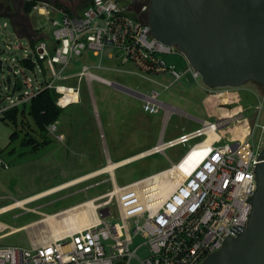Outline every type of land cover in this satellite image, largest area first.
Instances as JSON below:
<instances>
[{
  "label": "built area",
  "instance_id": "1",
  "mask_svg": "<svg viewBox=\"0 0 264 264\" xmlns=\"http://www.w3.org/2000/svg\"><path fill=\"white\" fill-rule=\"evenodd\" d=\"M148 7L147 0L139 2L132 10L120 0H92L79 12L48 1L36 5L38 13L49 18L53 38L46 39L39 31L28 36L32 50L25 48L23 55L16 57L20 69L14 72L38 68L48 76L43 81L36 78V82L27 76L24 80L27 89L15 97L8 96L10 103L0 108V113L29 100L44 88H54L58 93L57 105L65 108L81 100L83 78L89 85L94 79L111 85L112 80L93 73V66L88 63L77 72L63 73L74 55L92 49L98 56L106 46H111L113 51L109 58L132 62L139 75L162 87V90L152 89L147 93L135 89L141 95L145 112L164 110L158 142L140 151L139 158L165 153L180 144L186 145L187 150L178 160L170 159L168 167L129 183L118 184L111 176L112 188L90 198L94 201L90 224L31 247L0 245V264H130L132 258L138 257V246L132 247L135 235L143 237L142 244L148 247L149 255L141 260L143 264H200L210 252L222 246L228 234L236 236L230 230L234 224L246 226L252 208L247 199L256 190L255 169L264 148V122L259 120L264 90L257 94L251 87L247 89L258 95L259 102L254 105L250 129L243 137L223 142L227 130L246 119L244 113H231L215 120L199 118L198 127L165 140L166 124L171 114L180 110L160 100L159 96L184 75L188 74L209 91L225 87L235 90L244 85L209 87L187 58L184 70L168 61L164 54L183 53L176 45L166 44L151 33L150 25L143 18ZM157 74L171 75L173 80L152 77ZM73 76L78 77L75 85L61 81ZM17 89L15 82L13 92ZM57 129L58 119L48 125V131L64 140L65 135L57 134ZM0 167H9L1 155ZM112 205L117 207L116 221L109 219L113 217Z\"/></svg>",
  "mask_w": 264,
  "mask_h": 264
},
{
  "label": "rangeland",
  "instance_id": "2",
  "mask_svg": "<svg viewBox=\"0 0 264 264\" xmlns=\"http://www.w3.org/2000/svg\"><path fill=\"white\" fill-rule=\"evenodd\" d=\"M42 1L60 3L63 5L60 7L67 8L68 11L79 12L90 0H36L31 12L25 11V0H20V15L15 28L9 18L0 16V59L3 60V65L0 66V108L9 105L8 96L15 97L27 89L24 81L27 76L31 77L32 82H36V78L43 81L45 76H48L38 68L33 71L14 72L20 69L16 57L20 58L25 48L32 50L27 34L32 35L39 31L46 39L53 38V27L49 18L39 14L35 8ZM120 1L126 5L130 2ZM4 11H15L12 0H0V12ZM111 51L113 48L106 46L102 55L97 56L92 49H87L82 55H74L63 73L77 72L84 63H88L93 66V73L127 87L144 93L152 89L162 90L157 83L139 75L132 62L122 63L120 60L109 58ZM164 56L179 69L186 68L184 54L166 53ZM8 67H11V70ZM152 77L173 80L171 75L157 74ZM61 81L75 85L78 83V77L73 76ZM15 82L19 89L13 92ZM80 83L81 100L63 108L58 119L56 133H63L64 140L51 134L50 141L36 152L23 146L20 139L10 141L14 125L1 120L3 115L0 113V152L9 163L8 168L0 167V207L99 169L108 164V159H122L158 142L163 129V109L157 113L145 112L140 97L97 79L92 80L90 85L84 78ZM249 87L257 94L263 93L264 90V86L248 82L235 90L225 87L209 91L188 74L184 75L159 96L160 100L180 110L171 114L166 124L164 139L176 137L184 131L198 127V118L215 120L231 113H244L246 119L227 130L223 142L229 141L228 138L243 137L250 129V120L255 114L254 105L259 102L258 95L247 91ZM259 120L264 122V106ZM186 150L187 146L180 144L168 148L165 153L158 152L134 159L117 166L114 169V177L118 184L129 183L168 167L171 164L170 159L178 160ZM111 176L109 172L88 176L77 183L27 201L25 207H15L0 213V224L6 225L0 230V245L18 244L31 247L42 240H51L44 222L32 225L33 228L26 226L48 214L58 213L110 190ZM111 209L113 217L109 219L118 220L117 207L112 205ZM14 228L18 230L13 231ZM143 241L144 238L140 235L134 236L132 247L138 246V257L132 258L130 264H143L141 260L148 257V247L142 244ZM104 243L108 244L107 241Z\"/></svg>",
  "mask_w": 264,
  "mask_h": 264
},
{
  "label": "water",
  "instance_id": "3",
  "mask_svg": "<svg viewBox=\"0 0 264 264\" xmlns=\"http://www.w3.org/2000/svg\"><path fill=\"white\" fill-rule=\"evenodd\" d=\"M129 1L132 10L142 0ZM147 1L143 18L151 33L176 45L207 86L240 87L248 82L264 86V0ZM12 2L15 11L0 12V16L9 18L15 28L21 2ZM112 86L141 97L119 82L113 81ZM255 173L256 190L247 199L252 208L246 226L234 224L230 230L236 236L228 234L222 246L200 264H264V148Z\"/></svg>",
  "mask_w": 264,
  "mask_h": 264
},
{
  "label": "trees",
  "instance_id": "4",
  "mask_svg": "<svg viewBox=\"0 0 264 264\" xmlns=\"http://www.w3.org/2000/svg\"><path fill=\"white\" fill-rule=\"evenodd\" d=\"M35 1L36 0H25V11L31 12L35 5ZM91 1L92 0L87 4ZM56 4L58 6H63L60 3ZM66 10L68 9L66 8ZM22 62L32 65V63L27 60H22ZM57 96L58 93L54 88H44L29 100L4 110L2 115L5 118V122L14 125V130L10 134V141L13 142L20 139V143L23 146L29 147L32 152L38 151L42 145L48 143L52 138L48 131V125L59 119L63 110V108L56 103ZM13 150L14 148L11 149V151ZM0 155L2 156L1 152Z\"/></svg>",
  "mask_w": 264,
  "mask_h": 264
},
{
  "label": "bare ground",
  "instance_id": "5",
  "mask_svg": "<svg viewBox=\"0 0 264 264\" xmlns=\"http://www.w3.org/2000/svg\"><path fill=\"white\" fill-rule=\"evenodd\" d=\"M167 120V117H166ZM140 152L136 153L134 155H131L129 157L117 160V161H112L110 160L107 165L96 169L94 171H91L89 173H86L82 176L73 178L67 182H64L62 184H59L57 186L45 189L39 193H36L34 195L28 196L23 199H18L14 201L13 203H10L8 205L0 207V213L5 212L11 208L15 207H25V203L27 201H30L38 196H42L48 193H51L53 191H56L62 187L77 183L83 179H85L88 176L100 174L102 172H109L112 177L114 178V169L122 165L124 163L130 162L136 158H139ZM94 215V201L92 200H86L85 202L79 203L77 205H74L72 207H69L67 209H64L58 213L54 214H48L44 218H41V220H38L34 223L28 224L26 227H31L32 225L36 224L38 225V222H44L46 225L45 229L48 231L49 236L51 239L53 238H59L63 237L64 234H66L68 231L72 229H80L84 226H87L90 224L89 218ZM6 225L0 224V230H3ZM45 227V226H44ZM33 228V226H32ZM18 230L17 228H14L13 231ZM43 230V229H42ZM44 232V231H43ZM48 236V235H47Z\"/></svg>",
  "mask_w": 264,
  "mask_h": 264
},
{
  "label": "crops",
  "instance_id": "6",
  "mask_svg": "<svg viewBox=\"0 0 264 264\" xmlns=\"http://www.w3.org/2000/svg\"><path fill=\"white\" fill-rule=\"evenodd\" d=\"M30 36V35H29ZM199 119V118H198ZM113 161V160H112ZM62 184V183H61ZM18 229V228H17ZM12 231V230H11Z\"/></svg>",
  "mask_w": 264,
  "mask_h": 264
},
{
  "label": "flooded vegetation",
  "instance_id": "7",
  "mask_svg": "<svg viewBox=\"0 0 264 264\" xmlns=\"http://www.w3.org/2000/svg\"><path fill=\"white\" fill-rule=\"evenodd\" d=\"M138 5V4H137Z\"/></svg>",
  "mask_w": 264,
  "mask_h": 264
}]
</instances>
